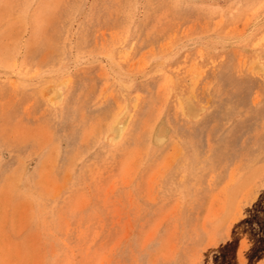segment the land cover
<instances>
[{
    "label": "rangeland",
    "instance_id": "374dc122",
    "mask_svg": "<svg viewBox=\"0 0 264 264\" xmlns=\"http://www.w3.org/2000/svg\"><path fill=\"white\" fill-rule=\"evenodd\" d=\"M0 264H264V0H0Z\"/></svg>",
    "mask_w": 264,
    "mask_h": 264
},
{
    "label": "bare ground",
    "instance_id": "6f19581e",
    "mask_svg": "<svg viewBox=\"0 0 264 264\" xmlns=\"http://www.w3.org/2000/svg\"><path fill=\"white\" fill-rule=\"evenodd\" d=\"M123 127H118L117 129H116V132H118L119 134L123 131Z\"/></svg>",
    "mask_w": 264,
    "mask_h": 264
}]
</instances>
